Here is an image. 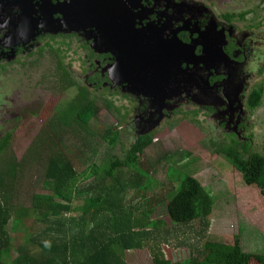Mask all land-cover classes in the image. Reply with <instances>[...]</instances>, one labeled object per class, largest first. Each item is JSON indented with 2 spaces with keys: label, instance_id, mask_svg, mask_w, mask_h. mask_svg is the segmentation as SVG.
Instances as JSON below:
<instances>
[{
  "label": "flooded vegetation",
  "instance_id": "flooded-vegetation-1",
  "mask_svg": "<svg viewBox=\"0 0 264 264\" xmlns=\"http://www.w3.org/2000/svg\"><path fill=\"white\" fill-rule=\"evenodd\" d=\"M139 37L155 52L145 64L156 88L148 97L131 92L137 82L123 68L139 62ZM194 71L193 84L206 81L209 94H186V78L182 88ZM70 89L74 99L45 107L53 93ZM263 98L264 0H0V153L13 149L28 121L69 116L74 105L90 103V122L100 114L99 123L108 120L106 130L128 142L148 131L151 148L161 132L190 125L216 151L238 141L249 155H264ZM157 109L155 122L148 112ZM43 141L31 144L40 149Z\"/></svg>",
  "mask_w": 264,
  "mask_h": 264
},
{
  "label": "trees",
  "instance_id": "trees-1",
  "mask_svg": "<svg viewBox=\"0 0 264 264\" xmlns=\"http://www.w3.org/2000/svg\"><path fill=\"white\" fill-rule=\"evenodd\" d=\"M262 92L263 88L256 92L253 107L260 103ZM74 107H77L75 112L69 110V116L60 117L61 124L76 123L91 133L87 126L93 117V105L78 107L76 104ZM76 131L74 128L73 132ZM103 139L112 148L117 143L121 144L125 156L108 160L105 176L112 180V185L101 189V194L95 198L88 197L80 208L74 207L75 200L83 197L77 184L94 176L96 170L89 174L78 160L65 156L59 146L49 145L44 139L39 150L48 153L45 177L52 195L34 196L32 206L24 209L13 200V185L20 170V163L13 156L8 170L0 172V264H128L124 251L145 247L149 250L152 264H264V253L244 250L239 236H234L231 243L204 238L203 232L210 225L211 198L197 180L178 171L174 174V170H170L169 179L175 178L177 187L174 197L165 202L166 218L171 225L198 223L201 240L190 247V255L183 262H172L160 241L148 243V231L161 223L151 219L154 208L150 203L147 210L128 209L126 206L130 190L139 189L143 197L152 184V181L142 183L148 180V175L140 168V161L152 145L153 135L128 142L121 139L116 129L108 128ZM238 145L245 151H239ZM56 148L57 151L52 150ZM209 154L214 160L217 155L228 160L226 177L233 190L236 186L241 196L252 193L257 210H264V155L255 151L249 155L248 146L238 141ZM167 157L166 154L164 160ZM133 168L138 172L130 180L117 176L119 171ZM36 220L43 227L31 236V240L21 242L14 254L7 226L12 221V230L21 225H28L29 229L30 221L34 223Z\"/></svg>",
  "mask_w": 264,
  "mask_h": 264
},
{
  "label": "rangeland",
  "instance_id": "rangeland-1",
  "mask_svg": "<svg viewBox=\"0 0 264 264\" xmlns=\"http://www.w3.org/2000/svg\"><path fill=\"white\" fill-rule=\"evenodd\" d=\"M53 95L45 107H54L52 102L58 97L62 98L61 101L72 100L78 92L70 89ZM76 109L77 107H74L70 111L75 112ZM95 117L87 126L91 133L82 130L74 123L62 126L60 118L55 113L46 121L37 117L38 119L26 123L27 132L15 138L11 151L7 149L0 153L1 174L13 163V156L20 163V170L13 185L15 189L13 200L18 207L29 209L32 206V197L52 195L51 187L45 177L48 153L35 149V145L31 144L39 137L47 140L49 145L59 146L58 149L61 148L65 156L78 160L83 170L89 174L91 170H96L94 176L77 184L83 197L75 200L74 207H82L88 197L95 198L97 194H101V189H107L112 185V180L105 176V167L112 157L123 159L125 149L118 143L113 148L106 143L103 135L109 122L101 120L99 123L98 119H103L100 114ZM74 128L75 131L77 128L79 130L73 132ZM160 134L154 137L153 146L145 151L140 161V168L148 175V180L142 183L148 184L152 181L151 186L143 197L140 196L139 189L130 190L126 196L128 209L147 210L149 202L154 208L151 219L162 223L148 231V243L160 241L171 261L181 263L189 257L190 247L199 244L201 240L198 223L171 225L166 218L165 202L172 199L176 193L177 180L169 179L170 170H174V174L178 171L197 180L211 198L210 225L203 232L205 239L231 243L234 236H239L244 250L264 253V210H257L252 193L241 196L236 186L233 190L226 177L225 167L229 162L221 155L216 160L209 156L214 149L211 144L206 143L208 135L190 125H180ZM52 150L57 151V148ZM166 154L168 157L164 160ZM136 171L134 168L124 169L119 171L117 176L127 181ZM30 224L29 229L28 225L25 227L21 225L12 230V221L7 226L14 254L17 253L16 248L21 242L31 240V236L43 227L38 220L34 223L30 221ZM124 255L128 264H152L147 247L124 251Z\"/></svg>",
  "mask_w": 264,
  "mask_h": 264
},
{
  "label": "water",
  "instance_id": "water-1",
  "mask_svg": "<svg viewBox=\"0 0 264 264\" xmlns=\"http://www.w3.org/2000/svg\"><path fill=\"white\" fill-rule=\"evenodd\" d=\"M127 48H129V47L128 46L124 47V52H126ZM133 49H134L136 55L139 56V59H140L139 62L137 64H135V66H133V68L130 67L127 69L126 66L123 68H124V70H129L133 74L134 79L137 82L136 85H130V87H135L133 89H130L131 92L134 94H137L138 96H147L148 97L149 96V90L154 89V84L152 82H150V74H151L152 69L150 68V66L145 65V64L150 63L149 62L150 59H154L155 52L153 50L152 45L148 42V40H146L143 37H139L138 39L135 40L134 45H133ZM196 71L187 72L185 74L184 78L181 81V83L183 84L182 88H184V79L186 78L187 79V82H186L187 93L186 94H191L192 91H195V90H198L199 93L209 94L210 87H209V84L206 83V81H205V83L193 84V82L195 81L193 76L196 73ZM172 84H173V82H172ZM172 84H171V89L173 90L174 88H172ZM240 85L241 84L236 85L235 94L238 93ZM154 90H156V88ZM151 106L152 107L161 106V108L165 107V105H163L162 102H158V103L153 102L151 104ZM173 106L174 105H170L169 108H172ZM148 113L151 115L155 114L156 119L151 118V119H154V121L159 120L160 109H157L155 113H152V112H148ZM137 119H138V117H137ZM148 130H150V129H148ZM147 132L148 131H141L138 133V136H143Z\"/></svg>",
  "mask_w": 264,
  "mask_h": 264
}]
</instances>
